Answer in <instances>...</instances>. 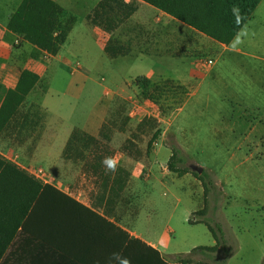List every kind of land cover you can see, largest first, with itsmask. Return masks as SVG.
Segmentation results:
<instances>
[{
    "label": "rangeland",
    "instance_id": "rangeland-1",
    "mask_svg": "<svg viewBox=\"0 0 264 264\" xmlns=\"http://www.w3.org/2000/svg\"><path fill=\"white\" fill-rule=\"evenodd\" d=\"M96 1L100 0H72L71 5L73 8L81 7L82 3L92 6ZM17 4L19 0H0V19L5 20L10 9L18 8ZM214 13L208 12L206 17L211 18ZM46 16L43 14V19ZM66 18H62V23ZM84 22L78 24L72 49L64 47V51L59 50L54 56L36 50L30 37L15 31L9 41L12 52L7 59L11 68L1 71L8 79L0 83V150L11 159L26 164L34 162L33 171L43 181L58 186L60 191L72 190L71 185L66 186L67 175L74 173L76 178L83 163L93 157L90 149H83V157L73 151L70 159L64 160L61 156L57 162L47 161L50 152L39 148L51 126V114L43 99L48 94V103L54 110L53 124L74 125V129L83 133V123L94 121L102 110L97 119V124L102 122L104 126L100 155L104 162L106 157H111L115 164V171L106 169L103 177V183L107 179L106 186L97 191L95 206L104 200L107 203L104 217L94 211L85 213L84 209L59 200L56 218L59 260L65 259L67 263L62 261L63 264H80L81 261H87L86 264H135L142 253L138 248L124 258L118 256L126 249L124 242L115 253H104L99 241L106 232V224L120 228L118 223L129 211L130 198L138 195L130 192L131 176L135 181L144 177L150 179L153 186L150 207L156 211L152 222L155 230L168 223L175 232L173 245L178 251L193 245L207 246L211 240L205 226L191 227L185 220L200 219L192 217L190 212L203 208V187L190 174L178 177L168 170L167 161L171 150L175 149L182 160L176 162L178 168L190 171L192 166L202 168L201 174L207 184L206 218L221 226L230 251L226 264H264V212L261 209L264 203L261 191L264 142H259L264 141V117L257 114L264 108L261 98L264 92L260 93V83L264 81V2L249 26L239 32L229 47L203 34L188 32L187 28L185 43L190 48L185 47L186 59L169 63L174 76L146 90L134 82L143 71L142 63L114 60L133 50L135 40L129 34L127 38H115L113 34L117 28L110 33L98 27L110 36L103 38L100 33L102 37L94 45L88 37L81 43L79 36ZM99 47H104L105 54ZM2 54L3 50L0 63H6ZM23 69L34 72L39 80L5 127L2 99L14 88L18 73ZM123 83L127 90L123 91ZM155 132L158 136L148 149ZM60 137L61 133L58 146L51 150L52 157L55 152L62 151ZM118 168L122 171L117 175L107 202L110 181ZM79 182L84 185L73 182L75 196L80 195L85 201L95 190L94 183L88 178ZM113 210L116 213L114 222L109 221ZM114 237L117 233L108 232V238ZM181 261L213 264L200 253L189 254L178 262Z\"/></svg>",
    "mask_w": 264,
    "mask_h": 264
},
{
    "label": "crops",
    "instance_id": "crops-1",
    "mask_svg": "<svg viewBox=\"0 0 264 264\" xmlns=\"http://www.w3.org/2000/svg\"><path fill=\"white\" fill-rule=\"evenodd\" d=\"M22 1L23 0H19V4H17L18 7ZM52 1L57 3L66 13L72 14L77 19V22L75 21L76 23L67 34L66 40L60 49L61 52L64 51V47L67 46L71 47L72 49V45L75 43L74 37L78 30V24L80 23L81 25L82 20H84V23L86 24H84V30H82L81 35L79 36L81 43L84 42L85 37H88L94 45L95 43L99 42V38L102 37L101 34L103 35V38L110 36L108 33H105L98 27H90L86 21V16L91 13L98 1L94 2L92 6L88 5L87 3H82L81 7L78 8H73L74 6L71 5L72 0ZM133 1L137 2L136 11L129 17V19H127V22L123 26L117 28L114 31L113 35L115 38L119 37V39H123L127 38L126 35L129 34L135 40L136 47L127 55H120L115 57L114 60L126 59L130 60L131 62L142 63L144 68L142 72L138 73V75L145 77L152 84H155L160 80H166V78L174 76V74L169 69V63L186 59L184 51L186 48H190L189 45L186 47L185 43L187 39L186 29L188 28V32L192 31L194 33H198L199 35H201V33L181 23L178 19H175L174 17L159 11L140 0H125V3H130ZM263 2L264 0L259 1L251 16L248 18L240 31H242L243 28L249 26L253 20V15L257 13L259 8H261ZM16 10L17 8L10 9L5 20L2 21V19H0V51H4V54H2L1 58L5 60L10 57L12 52L9 41L10 38L14 36V31L11 29L10 21ZM125 25H128L129 28L122 29V27ZM239 32L233 41H235ZM232 42L228 44L227 47H229ZM222 46L226 47V45ZM99 51H102L105 54L104 47H99ZM68 64L69 63H67V65ZM10 68L9 60H7L6 63H0V83H4L8 79L7 74L1 73V71H7L10 70ZM19 74L20 72L18 73V77ZM82 77L83 75L80 78ZM124 78L127 79L128 76ZM173 78L174 77H172V79ZM260 84V93L262 94L264 92V81L261 80ZM123 86V91L127 90L124 83ZM5 95L3 96L2 100H4ZM48 97L49 96L47 94L43 101L45 107L48 108V111L51 114L49 117L51 126L47 128V132H45V135L42 137L39 148L48 150L50 152H47V161L51 163L52 160L57 162V158L62 156V151L71 132L74 129V125H66L64 127L62 125L60 126L53 124L54 121L52 120V112L54 110L51 109V105L48 103ZM261 98L264 99V97ZM101 113L102 110L100 111L99 115ZM257 114L260 117H264V108L259 109ZM99 115H97L94 121L83 123L81 127L86 134L94 138H98L102 127V122L99 125L97 124ZM55 120V122L58 123L57 119ZM60 133L61 145H59V148L60 151H62L60 154L55 152L52 157L51 150L58 146ZM259 142L262 143L264 141L259 140ZM10 163L13 164L18 170L25 172V174H27V176L34 181H38L43 185L52 186L57 191H60L58 186L52 182L43 181V179L33 171V168L35 167L34 162L26 164L21 160L11 159L7 153L0 150V264H59L60 261V264H63L62 261H65V259L59 260L58 257V227L56 220L57 198L55 194L49 191V199L48 201H45L44 205L41 204V191H39L37 199H32V195L34 193V183L31 180L24 178V176H19V174H11V170L8 166ZM87 178L93 181L95 190L87 195L84 201L79 198L80 195L75 196L76 194L74 192L73 182L77 181L80 185H84V183L81 184L79 181L85 180ZM130 178V192L131 194L136 192L138 195L130 198L131 202L129 205V211H126L125 214H123L122 221L118 223L120 228L112 227L106 224V232L100 237L99 240L102 244L103 252L115 253L118 249H121L120 246L122 245V242H124L126 249L122 250L118 256L122 257L123 255V257L126 258L131 254V251L138 248L140 251H142V253L138 258L135 259V264H139L141 261L146 262L147 258L150 257L148 253L140 246H128L127 243H125L126 239H123L121 233L125 232L128 236V239L139 240L146 246L156 250L165 264H180V262H178L179 259L184 258L189 254L192 255L190 251L199 245H193L190 247V249L178 251L173 245L175 232L168 223L160 226L158 230H155V226L152 222L156 211L154 208L150 207L152 199L151 187H153L151 185L150 179L144 177L138 181H135L132 176ZM103 180V177L91 173L82 167L81 173L77 175L76 178L74 173L69 176L67 175L66 177V186L68 188L71 185L72 190L70 192H60L85 208V213L94 211L97 212L98 215L104 217L103 211L106 209V201L104 200L103 203H99L95 206L97 191L99 187L102 186ZM185 181L191 183V181L188 179ZM262 189L261 191L263 192L264 196V182L262 184ZM107 198L108 196L106 195L105 199L107 200ZM261 209L264 212V203L261 204ZM197 211L199 210L196 209L190 212L192 217H195L193 214ZM115 214L116 213H114L113 210V215H109V221H115ZM185 220L186 223H188L187 221L189 219L187 218ZM107 223L111 224V222ZM198 225L203 224H194L189 226L198 227ZM108 232L117 233V237H114L113 239L108 238ZM210 240L211 241L207 247L215 245V241L211 234ZM123 251L125 252L123 253ZM86 263L87 261H81L80 264Z\"/></svg>",
    "mask_w": 264,
    "mask_h": 264
},
{
    "label": "trees",
    "instance_id": "trees-1",
    "mask_svg": "<svg viewBox=\"0 0 264 264\" xmlns=\"http://www.w3.org/2000/svg\"><path fill=\"white\" fill-rule=\"evenodd\" d=\"M153 8L162 11L181 23L191 27L206 37L222 44H230L260 0H140ZM137 9V2L133 1L125 3L123 0H100L90 14L86 16V21L96 27L113 32L121 24L124 23ZM208 12H215L211 18L206 17ZM43 14L47 15L43 19ZM66 21L62 23V18ZM103 21L109 26L103 25ZM62 23V25L60 24ZM75 24V18L68 16L67 13L52 0H23L15 13L12 15L10 26L13 31H18L24 36L30 37L35 49L41 52L48 53L52 56L56 55L61 45L66 40L67 34ZM38 76L27 69H23L18 77V80L12 90H9L3 100L4 115L3 122L5 127H8L9 121L13 119L21 105V102L32 91L37 84ZM135 85L142 90L148 89L152 83L143 76H138L135 80ZM101 127L98 138L91 137L78 129H73L65 147L62 151L64 160L70 159L73 151L78 152L79 157H83V149H90L89 154L92 155L91 161H85L83 167L87 171L104 177L106 175V164L103 157L100 155L102 148ZM158 132H155L148 143L149 149L151 144L157 138ZM106 139V138H105ZM178 152L175 149L171 150V156L167 161V168L171 173L181 177L185 174L192 175L197 179L203 187L204 205L203 208L193 215L200 219H189V225L203 224L215 241V245L211 247L198 246L190 251L191 254L200 253L212 260L213 264H226L227 257L230 255L229 248L226 246L225 239L220 224L211 222L206 218V192L207 184L204 182L203 174H196L188 168H178L176 162L181 163V158L177 157ZM11 174H19L24 178L31 180L34 183V193L32 199H37L39 191H41V204L49 199L48 192L51 191L59 200L67 201L81 209H84L80 204L71 200L60 191L49 185L40 184L29 178L25 172L18 170L13 164H8ZM120 168L111 181L109 187L108 198H110L113 188H115L116 178ZM22 174V175H21ZM107 179L105 178L102 188L106 186ZM33 188V187H32ZM32 190V189H31ZM31 199V200H32ZM108 202V200H107ZM107 204V203H106ZM121 232V231H120ZM125 243L128 246H140L148 253L150 257L146 262L141 261L139 264H165L159 253L141 243L139 240L128 239L125 232H121ZM125 251H123L124 253ZM180 264H186V261H181Z\"/></svg>",
    "mask_w": 264,
    "mask_h": 264
},
{
    "label": "clouds",
    "instance_id": "clouds-1",
    "mask_svg": "<svg viewBox=\"0 0 264 264\" xmlns=\"http://www.w3.org/2000/svg\"><path fill=\"white\" fill-rule=\"evenodd\" d=\"M105 162H106V165H107V170L115 171V164L113 163L111 157H106L105 158Z\"/></svg>",
    "mask_w": 264,
    "mask_h": 264
},
{
    "label": "water",
    "instance_id": "water-1",
    "mask_svg": "<svg viewBox=\"0 0 264 264\" xmlns=\"http://www.w3.org/2000/svg\"><path fill=\"white\" fill-rule=\"evenodd\" d=\"M191 171L200 175L202 173V168L201 167H198V166H192L190 167Z\"/></svg>",
    "mask_w": 264,
    "mask_h": 264
},
{
    "label": "built area",
    "instance_id": "built-area-1",
    "mask_svg": "<svg viewBox=\"0 0 264 264\" xmlns=\"http://www.w3.org/2000/svg\"><path fill=\"white\" fill-rule=\"evenodd\" d=\"M209 63H211V62L209 61Z\"/></svg>",
    "mask_w": 264,
    "mask_h": 264
}]
</instances>
